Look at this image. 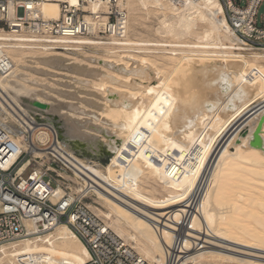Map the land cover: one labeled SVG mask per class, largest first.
Instances as JSON below:
<instances>
[{"label":"bare ground","instance_id":"bare-ground-1","mask_svg":"<svg viewBox=\"0 0 264 264\" xmlns=\"http://www.w3.org/2000/svg\"><path fill=\"white\" fill-rule=\"evenodd\" d=\"M113 1L118 15H116L117 24L110 27L111 33L112 29L114 32L113 36L110 35L111 38H107L109 42L95 41L88 36L70 37L64 42L66 45L62 46L63 52H54L57 50V48L53 49L54 44H49V41L39 43L37 37L31 34L0 32V49H2L0 53L9 57L14 64L12 72L7 77L0 78V126L18 149L28 150L33 158L42 160L48 152L63 157L72 175L83 182L85 191L94 192L104 201L107 209L105 213H102L105 226L114 231L125 243H129L128 245L150 264L162 263L164 248L171 245L172 232L181 220L185 212V204L191 194H197L198 197L196 216L193 217L192 223L195 230L206 226L207 247L205 245V250L198 253L196 257L193 253L197 252L190 254L183 264H264L262 261L241 257L264 259V204L260 203L261 212H263L261 215L251 207L254 197L250 194L254 192L249 187L242 189L245 194H237V198L243 202L234 204L236 193L233 192L235 186L232 180L235 174H243L241 181L244 183L258 181L259 184L264 185V152L261 149L249 147L252 133L264 109H261L255 117L242 123L236 133L228 136L231 130L229 128L254 105L264 102V96L255 101L253 100L255 98L245 91L230 89L229 87L233 84L239 86L240 81L236 77L223 76L225 85L215 81L201 83L204 95L194 93L189 96L191 102L206 107L203 113L206 115V121L203 123L223 128L219 133L213 129L204 146L203 141L186 136L184 139L189 149L184 153H180V148L186 146L175 144L180 138L170 133L173 129L154 127V121L158 120L159 113L152 112L153 105L144 104L147 102L145 97L125 93L124 99L128 100L127 103L109 100L112 104V107L110 106L113 112L112 120L116 122L113 125L116 126L113 129L115 136H108L106 132L107 134L104 135L108 138L103 140L108 142V140L116 139L134 144L136 141L133 138H138L144 140L145 145L151 144L156 147L153 159H145L143 163L161 171L160 182L164 185L156 187L152 184L149 188L150 192L146 195H135L129 190L132 186L126 182L117 185L111 183L107 177L100 178L97 175L98 171L82 159L75 157L67 150L66 145L59 142L58 134L62 131L57 128V125H60L57 122L59 120L62 121L67 133L72 135L80 132L77 130L79 129L78 121L70 120L65 116L66 114L60 113L62 110H73V106L60 103L51 105L48 101L53 96L50 94L52 96L50 99L46 92L47 96L43 93L45 90L43 92L40 90L35 76L49 75L53 69H64L63 64L73 59L71 55H74V50L81 46L93 45L96 48L108 50L116 57L118 55L115 50H129L128 46L131 45L140 47L137 48L138 52L143 50V52L150 50L155 52L154 50L159 51L163 48V53L168 51L171 60L174 58V62L178 60L176 57L178 53L183 51L196 56L200 55L198 56L200 59H203L201 56L218 55L223 62H234L237 65L240 63V58H250L251 60H247L244 68L253 74L263 70L264 54L252 53L248 57L242 53L247 51V46L234 35L225 20L218 0H152L151 7L153 5L157 11L163 13L161 21L163 33L173 36L172 38L195 36L197 40L195 43L167 42L166 45L149 41L133 43L128 39V12L138 10L135 0H124L125 3L122 0H86V5L80 4V0H39L35 4L26 3V6L34 10L33 15H38L44 20L57 21L61 18L60 4L65 2L73 8L81 9L83 13H89L90 16H83V20L91 31L97 33L96 31L107 28L106 16L113 8L111 6ZM123 4H126L128 12ZM11 6L10 3V9ZM167 48L170 49L167 50ZM126 59L136 64H150L148 57L144 58L135 54L127 55ZM171 68L174 70L176 64ZM197 70L205 72L204 69ZM181 78L186 80L182 81ZM193 81V78L181 75L174 84L187 91L192 88V84L194 85ZM155 82L158 83V80ZM122 84L124 85L125 82ZM128 87L132 92H137L138 89L142 93L157 95L158 100L167 101L164 93H158L153 88L135 83L129 84ZM164 88L169 92L165 84ZM209 93L215 95L210 97ZM33 102L46 104L48 108L41 110L33 106ZM49 113L54 116L55 123L44 120L43 115L49 116ZM224 115H226L225 119H223ZM67 120H70V123ZM18 128L21 130L19 131ZM37 128H44L53 134L56 141L53 142L52 149H41L46 145L49 136V133L44 131L38 132V141L35 139L34 145L32 144V134ZM244 128H248L247 136L241 139L236 138ZM20 135L23 136L20 137ZM261 135L260 133V137ZM225 138L229 139L225 141ZM84 139L87 140L86 146L89 151L97 149L96 138ZM116 140L113 142L118 147ZM262 146L264 148L263 140ZM117 147L114 146V150ZM229 147H233L234 152H230ZM17 151L13 152L11 158H16ZM246 152H253L254 156L250 154L251 159H247ZM120 164V159L117 157V165ZM113 169L114 167H109L108 172ZM138 170V167H134L132 173ZM54 191V200H57L63 190L61 186H58ZM259 194L261 195L257 196L258 199L263 198V194ZM69 197L71 198L70 195ZM86 206L92 210L91 204L87 203ZM251 221L256 224L250 225ZM156 224H160L159 235H156L154 229ZM27 226L29 230H34L30 224ZM90 259L88 250L64 224H58L52 232L29 237L16 245L0 249V264H87Z\"/></svg>","mask_w":264,"mask_h":264},{"label":"rangeland","instance_id":"rangeland-1","mask_svg":"<svg viewBox=\"0 0 264 264\" xmlns=\"http://www.w3.org/2000/svg\"><path fill=\"white\" fill-rule=\"evenodd\" d=\"M135 1L138 5V10L134 12H128L126 4H123L128 12L129 30L127 31V37L133 43L149 41L150 43H162L161 45H166L168 44L167 42L195 43L197 41L195 36L180 38L174 36V38H172L173 36L163 33V26L161 23L163 19V13L161 11H157L153 5L151 7L152 0H138V2L137 0ZM218 1L223 7L221 0ZM122 2L125 3L126 1L122 0ZM142 4H144V6ZM222 9L224 10V8ZM223 12L227 19L226 11L224 10ZM262 15H264V2L258 10V17L260 18ZM83 16L90 15L89 13L85 12L83 13ZM262 26L264 27V23ZM98 37L99 38H89H92V40L95 41L109 42V40L104 39L106 36L102 33L99 34ZM258 43L259 45L256 46L247 45V51L242 53L248 57H250L252 53L264 54V40H260ZM133 46L135 45L128 46V48L130 47L129 50H115L118 57L113 55L111 52L109 53L108 50L96 48L93 45L81 46V48L74 50V55H71L73 59L68 60L65 62V64H63L64 69H53L50 71L51 73L48 70L47 73L49 72V75L39 74L35 76L36 78H34L35 81L38 82L39 88H41L40 90H42V92L45 90L43 92L44 94L46 92L50 99L53 96L52 99L48 101L51 105L60 103L73 106L74 111L62 110L60 113H63L62 115L66 114L65 116L70 120L75 122L78 121L79 129L77 130L80 132H76L78 136H76V133L72 134L74 136L73 137L70 133L66 132L62 121L59 120L57 122H59L60 125H57V128L62 130L58 134L59 142L66 145L67 150L73 153L75 157H78L80 160L82 159V161L98 171L97 175L100 178L103 179L104 177H107L110 179L109 181L111 183L117 185H122V182H126L132 186L129 187V190L135 195H146L148 192H150L149 188L152 186V184L156 187L164 185L160 182L161 171L143 163V160L145 159H153V153L156 147L151 146V144H146V146L144 140H140L138 138H133V140L136 141L134 144L113 139V141L116 140L119 147L118 149L113 141L108 140V142H106L103 140L104 138H108L109 135L115 136L113 129L116 126L113 125H115L116 122L112 120V104L109 102V100H112L113 102L118 100L127 103L128 100L124 99L125 93L145 97L147 102L144 101L145 103H142L145 105L149 104V106L153 105L154 109L151 108L152 112L159 113V116H157L158 120L154 121V127L160 129H173V131H170V133L175 134L178 138H180L175 144L186 146L185 148H180V153H184L188 152L189 149L188 143L184 139L186 136L203 141L202 144L204 146L206 144V140L210 138L209 133H211L213 129L219 133L223 128H217L203 123V121H206V115L203 114L206 111V107H202L199 104L191 102L189 96L191 94L194 95V93L195 95H204L202 92L201 83L215 81L225 85L223 76L232 75L239 79L240 84L239 86L233 84L229 87L230 89L233 91H245L248 93V95H251V97L255 98L253 100H260L264 96V65L261 72L258 74H253L248 69L244 68L247 60H251L250 58H240V63L237 65V63L234 62H223L219 59L221 57L218 55L211 57L201 56L203 59H200V57H198L200 55L196 56L193 53L188 54L187 51H183L178 53L176 56L178 57V60H175L176 62H174V58L172 57L173 59L171 60L169 52L166 51L165 53L164 51L163 53V48L161 47V50H154L155 52H153V50L145 52H143V50L138 52L137 48L140 47ZM243 47L245 48V46ZM56 48L57 50L54 52H63L61 49H64V47ZM141 48L151 49L153 47ZM168 49L170 48H167V50ZM130 54H135L144 58L148 57L150 64L147 63L146 65H141L131 61H126L127 55ZM26 63L29 64L27 60ZM175 64L176 68L171 70V67H173ZM202 67L205 72H200L197 70H203ZM181 75H185V77L189 76L194 79V85L192 84L191 89L186 91L183 87L178 88L175 86L174 83L178 81ZM157 80L158 83L155 82ZM181 80L185 81L186 78H181ZM252 81L254 83H251ZM122 82H125V84L123 85ZM131 83L147 86L153 88L155 91H158V93H164V98L167 101L164 102L162 100H158V97H156L157 95L142 93L138 91V89H135L137 92H132V90L128 87V85ZM164 84L169 89V92L165 91ZM112 91L114 92L112 93ZM60 93L61 95H59ZM213 95L215 94L209 93L208 96L213 97ZM142 106L144 107V105ZM225 117L226 115L223 116V119H225ZM43 118L44 120H51L54 123L56 122L52 113H49V116L43 115ZM70 120H67V122L70 123ZM18 130L20 131L21 129L18 128ZM40 131L49 133L50 140L43 148H41L44 150H49V148L53 145L55 137L50 131L44 128H37L33 132L31 138L32 144L34 143L35 139L37 138V134ZM106 132L108 133V136L104 135L107 134ZM261 134V138L262 136L264 138V125L262 126ZM21 136L23 135H20V137ZM84 138H96L97 149H95V151H89L88 147L86 146L87 140L85 141ZM236 138H238V136ZM263 138L262 140L264 143ZM114 146L117 147V149L114 150ZM229 151L234 152L233 147H229ZM245 151H247V149ZM249 152H251V150ZM247 153L248 152H246V157H248L247 159H251L250 154H253V152ZM252 156H254V154ZM117 157L120 159V165H117ZM42 160L45 161V158ZM109 167H114V169L108 172ZM134 167L139 168L138 172L132 173V169ZM52 169L55 171L56 175L61 177L59 186H61L63 192L75 197L85 196L86 199H84V202L91 203L92 211L98 218H100V220L103 221L102 213L107 211L104 201L94 192L87 193L85 191L83 182L72 175V172H65L55 169L54 167H52ZM65 177L67 178L65 179ZM243 177V174H235L232 176L235 186L233 192L236 193V199H234L233 202L234 204L242 203L243 200L238 199L237 194H245L242 189L249 187L250 190L254 192V194L249 192V194L251 193L250 195L254 197L251 207L261 215L263 212H261L262 208L260 207V203L264 204V185L259 184L258 181L248 182L246 184L244 181H241L243 180ZM151 179H153L152 182ZM61 183H63V186ZM52 185L54 186V184ZM63 188H65V190ZM257 188H260V192L257 190ZM259 193L263 194V198L258 199V197H260L258 195H261ZM255 224V222L251 221L250 225ZM126 244L129 243L126 242ZM205 248L197 251V253H193V256L196 254V257L198 253L200 254L202 250H205ZM241 257L264 262V259L247 256Z\"/></svg>","mask_w":264,"mask_h":264},{"label":"built area","instance_id":"built-area-1","mask_svg":"<svg viewBox=\"0 0 264 264\" xmlns=\"http://www.w3.org/2000/svg\"><path fill=\"white\" fill-rule=\"evenodd\" d=\"M38 1L0 0V32L31 34L37 37L39 43L49 41V44H54L53 48H63L66 45L64 42L70 37L99 38L101 33L106 36L104 39L113 36L114 31L112 29L111 33L110 27L117 24L118 15L114 1L111 2L113 8L107 17V28L97 33L91 31L84 22L81 9L65 2L60 4L61 18L57 21L33 15L34 10L28 8L26 3L35 4ZM221 2L227 14L225 20L239 41L245 46L259 45L258 41L264 40V15L259 18L258 10L264 0ZM80 4L86 5V0H80ZM13 65L9 57L0 53V78L7 77ZM15 151L18 154L13 159L11 155ZM52 167L69 171L67 161L61 156L48 152L43 161L33 158L28 150L18 149L0 126V249L16 245L29 237L52 232L58 224H64L88 250L91 259L87 264H150L87 208L85 196L70 195V198L69 194L63 192L54 200V189L59 186L61 177L56 175ZM197 202V194L188 197L185 212L172 232L173 241L170 246H165L160 264H183L190 254L205 247L208 238L206 226L195 230L192 223ZM27 223L34 230H29ZM159 226H154L156 235H159Z\"/></svg>","mask_w":264,"mask_h":264},{"label":"water","instance_id":"water-1","mask_svg":"<svg viewBox=\"0 0 264 264\" xmlns=\"http://www.w3.org/2000/svg\"><path fill=\"white\" fill-rule=\"evenodd\" d=\"M33 106L41 109V110H46L48 108V106L46 104H42L39 102H33L32 103ZM261 109H264V102L258 103L256 105H254L252 107V109L248 110L247 112H245V114L242 115V117L237 120L229 129L230 132L228 133V136H230L233 133H236L239 130V127L241 126L242 123L248 121L249 119L255 117V115H257ZM42 121V120H41ZM51 123V120H49ZM264 124V112L263 114L259 117L258 119V123L257 126L254 130V132L252 133V138L249 141V147L250 148H256V149H261L264 152V148L262 146V139L260 137V133L262 131V126ZM248 134V128H244L241 130L240 134H238V138H244L246 137ZM229 138H225V141L228 140ZM239 141V140H238ZM239 143V142H236Z\"/></svg>","mask_w":264,"mask_h":264},{"label":"crops","instance_id":"crops-1","mask_svg":"<svg viewBox=\"0 0 264 264\" xmlns=\"http://www.w3.org/2000/svg\"><path fill=\"white\" fill-rule=\"evenodd\" d=\"M49 135V134H48ZM36 140H37V138H36ZM50 140V136H48V140L46 141V142H48ZM38 141V140H37ZM34 143H35V141H34Z\"/></svg>","mask_w":264,"mask_h":264}]
</instances>
